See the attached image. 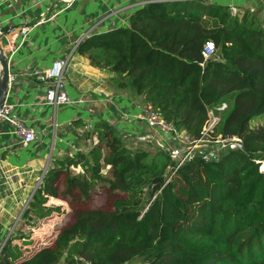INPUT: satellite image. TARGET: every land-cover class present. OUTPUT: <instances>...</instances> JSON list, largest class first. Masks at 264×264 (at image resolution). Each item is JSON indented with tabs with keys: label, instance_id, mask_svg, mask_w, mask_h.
I'll return each mask as SVG.
<instances>
[{
	"label": "trees",
	"instance_id": "1",
	"mask_svg": "<svg viewBox=\"0 0 264 264\" xmlns=\"http://www.w3.org/2000/svg\"><path fill=\"white\" fill-rule=\"evenodd\" d=\"M195 2L204 10L188 11ZM255 15L202 0L151 1L128 25L80 40L78 53L178 127L198 133L208 109L225 101L216 131L240 135L244 146L172 173L166 150L129 145L99 119L90 131L97 141L49 166L21 214L35 223L61 199L73 220L27 255L7 239L0 264H264V128L250 124L264 115V25ZM207 40L217 50L204 58Z\"/></svg>",
	"mask_w": 264,
	"mask_h": 264
},
{
	"label": "crops",
	"instance_id": "2",
	"mask_svg": "<svg viewBox=\"0 0 264 264\" xmlns=\"http://www.w3.org/2000/svg\"><path fill=\"white\" fill-rule=\"evenodd\" d=\"M151 1L172 0H73L71 3L8 0L4 3L0 26H8L2 39L6 54L11 53L9 72L14 76L8 85L7 99L13 105L12 112L36 136L28 144H21L11 131L12 126L1 122L6 132L0 135V243L13 232V224L22 220L18 216L46 169L64 155H75L92 146L96 136L91 130L97 120L115 123L133 146L137 145V137L151 133L144 123L127 120L122 115V110L129 111L134 102L143 100L142 96L128 87H117L109 68L92 65L86 54L75 50L88 34L128 25L131 12ZM202 1L235 4L239 10L249 11L255 4L254 0ZM258 6L256 11L264 9V4ZM20 25L31 26L28 34L22 37L14 31L6 39L9 29ZM55 58H66L65 89L72 100L56 106L44 101L45 82L33 73L49 67Z\"/></svg>",
	"mask_w": 264,
	"mask_h": 264
},
{
	"label": "built area",
	"instance_id": "3",
	"mask_svg": "<svg viewBox=\"0 0 264 264\" xmlns=\"http://www.w3.org/2000/svg\"><path fill=\"white\" fill-rule=\"evenodd\" d=\"M63 1L71 3L73 0ZM5 2H8V0H0V14ZM254 2L255 4H252L250 10L258 9L260 7L258 3L264 4V0H254ZM228 8L232 15H235L239 10L235 4H230ZM30 28L31 26L29 25H21L18 33H20L22 37H25ZM14 29V26L11 27L9 32ZM4 33L5 32L1 31L0 26V42L2 45ZM216 50L214 42L212 40H207L201 52L204 58H209L216 53ZM10 55L7 54L8 62ZM65 66L66 58H55L49 67L33 72L35 77L45 82L44 101L46 103L56 106L72 102L65 89ZM13 80L14 76L9 72V83ZM12 107V103L7 99L6 92L0 106V135L6 132L3 130L1 122H7L12 126L11 131L18 136L20 143L26 145L35 139V131L12 112ZM225 107L226 102L223 101L217 108H209L207 117L198 133H193L184 127L176 126L173 122L168 121L149 101L145 100L134 102L133 107L129 111L122 110V115L127 118V120H135L144 123L150 129V134L137 137L136 146L166 150L173 160V164L171 165L173 173L181 164L197 156L204 160H218L221 155L229 149L243 148L244 142L240 135L223 134L216 131V125L220 120V111ZM113 125L116 126L115 123ZM121 132L124 141L129 144L130 142H128L127 136L123 131ZM96 141L97 138L95 137L93 143ZM150 142L151 144H149ZM148 144L150 146H147ZM261 165L264 166V160ZM261 169L264 170V167Z\"/></svg>",
	"mask_w": 264,
	"mask_h": 264
},
{
	"label": "rangeland",
	"instance_id": "4",
	"mask_svg": "<svg viewBox=\"0 0 264 264\" xmlns=\"http://www.w3.org/2000/svg\"><path fill=\"white\" fill-rule=\"evenodd\" d=\"M188 11L192 9L204 10L198 2L188 5ZM241 10V12H240ZM235 15L240 16L243 13V9L240 8ZM256 14L257 23L259 26L264 25V9L261 11L252 10ZM216 55V54H215ZM252 127L264 128V115L256 116L250 120ZM264 166L260 165V168ZM74 172L81 170L78 166L71 168ZM102 171L104 174H108V166H103ZM29 196L28 200L31 198ZM48 204L61 205L58 210H54L48 216L35 220V223H28L24 218L18 216V222H15L12 226V233H9L0 243V249L10 239L12 243L19 244L22 254H29L30 252L40 248L41 246L50 245L56 235V233L67 223L71 222L74 218V209L69 207L66 201L61 199H50ZM23 212V211H22ZM16 236V237H15ZM18 236V237H17ZM143 263L142 258H132L123 262L122 264H140ZM59 264H65L60 262ZM144 264V263H143Z\"/></svg>",
	"mask_w": 264,
	"mask_h": 264
},
{
	"label": "water",
	"instance_id": "5",
	"mask_svg": "<svg viewBox=\"0 0 264 264\" xmlns=\"http://www.w3.org/2000/svg\"><path fill=\"white\" fill-rule=\"evenodd\" d=\"M20 27L21 25L15 27V29L12 32H8L9 35L6 36V39L9 40L11 38L10 34H13L14 31L18 32L20 30ZM7 29H8L7 25L1 27V31L3 32L7 31ZM8 85H9V62L6 51L4 50L3 45L0 42V106L6 95Z\"/></svg>",
	"mask_w": 264,
	"mask_h": 264
}]
</instances>
